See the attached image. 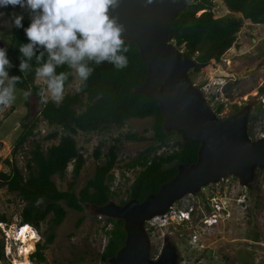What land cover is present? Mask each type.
<instances>
[{
  "label": "trees",
  "instance_id": "trees-1",
  "mask_svg": "<svg viewBox=\"0 0 264 264\" xmlns=\"http://www.w3.org/2000/svg\"><path fill=\"white\" fill-rule=\"evenodd\" d=\"M228 9L242 14L241 19L216 18L213 8V0H195L188 7L181 10L172 26V40L176 47L194 57L196 66L190 69L189 76L194 80V75L200 73L211 60L221 62L223 55L236 41V33L243 20L254 24H264V0H224ZM30 23L29 16L23 20L24 27ZM125 46L128 51L123 53L127 57V66L117 69L113 64L103 62L96 64L89 62L92 74L86 81H81L79 91L67 93L63 100L56 104L48 100L42 104L40 115L50 126H61L65 133L61 135L59 142L44 147L41 141H36L27 161V172L24 173L16 161L6 160L11 166L10 172H0L1 185L6 186L11 192H16L25 202L21 212L22 223H30L40 228L50 214H53L49 234L44 243H37L31 259L45 262L44 250L47 245L54 242L55 228L60 225L67 216L68 209L78 212L85 210V205L101 206L113 201L118 193L112 189L114 168L118 161V145L113 144L106 153L102 152L101 145L96 149V158L103 162L97 164L93 176L79 191L74 189L75 181L70 187L63 190L54 180L58 175L64 178L70 163L73 162V175L77 178L86 164V158L81 152L76 139L79 131L98 132L109 129L112 126L122 127L129 119L152 118L150 129L153 135H140L137 132H128L124 135L127 140L145 141L151 144L138 157L126 165L128 170L133 169L134 178L130 184L127 199H120L119 204H124L134 198L143 201L150 193H155L161 185L172 179L178 172L179 164L194 163L198 159L201 143L197 141H185L182 135L173 130L170 133L164 129L165 116L157 100L135 91L136 87L146 81L147 64L143 61L140 51L134 43L127 40ZM28 43V39L22 28L13 27L10 43L7 46V57L12 67L8 69L9 76H21L22 81L16 87L23 90L31 89V92L40 101L38 95L43 85L35 84V69L40 66L33 56L28 61L29 69L21 73L19 64L21 59H26L19 52L22 44ZM42 49L37 50L39 55ZM47 60L45 52L43 63ZM69 73L65 81L66 86L74 80L72 69L66 64L58 66L56 73ZM206 98L210 97L211 82L202 81L198 84ZM64 88V89H65ZM264 94V85L259 87L256 93L247 98L246 102H253L258 95ZM249 122L261 120L262 109L259 104L253 105ZM243 105H234L232 113H235ZM223 110V104L217 108V112ZM29 118V114L25 120ZM40 118L23 123V131L16 142V148H21L26 141L35 137ZM59 131L48 135V139H56ZM178 137L169 145L173 136ZM252 135V131H250ZM253 136V135H252ZM121 137L115 138L121 142ZM164 146H170V151L158 153ZM127 179V177H126ZM252 185L248 189H252ZM104 227L108 242L100 254L102 261L109 263L120 248L125 244L126 231L124 220L107 217ZM0 222H8L5 216L0 217ZM84 222L80 217L77 227ZM111 224V226H109ZM108 225V226H107ZM111 228V229H108ZM108 229V230H107ZM0 258H4L3 240L0 239Z\"/></svg>",
  "mask_w": 264,
  "mask_h": 264
},
{
  "label": "rangeland",
  "instance_id": "rangeland-1",
  "mask_svg": "<svg viewBox=\"0 0 264 264\" xmlns=\"http://www.w3.org/2000/svg\"><path fill=\"white\" fill-rule=\"evenodd\" d=\"M213 1L215 3L213 12L216 18H242V14L230 11L224 0ZM0 12L5 13V16L0 18V41L2 42L0 48L6 49L14 27L9 26L11 14L13 12L19 14L23 10L19 7L9 6L0 8ZM23 14L26 19L27 12ZM236 36V41L223 55L221 62L211 60L206 67L201 69L200 73L194 75L193 80L197 84L202 81H210L225 87L226 96L232 100V105L223 110L226 116L231 114L235 104L244 106L247 103V98L264 85V24H254L243 20ZM72 73L74 80L66 86L64 95L79 89L81 81L75 76L73 70ZM35 84L45 86L36 80ZM15 88L16 101L6 110L0 112V172L11 171V166L6 162L9 159L16 161L21 170L26 173L27 161L35 142L41 141L44 147L53 143L57 144L65 130L61 126H50L40 115L43 105L32 92L31 96L25 100L23 92L26 90L16 86ZM251 103L255 105L257 100L253 99ZM27 114H29V118L25 120ZM38 117L40 121L35 129V137L29 138L21 148H16L17 139L23 131V123L32 122ZM152 122V118H137L127 120L122 127L112 126L98 132L79 131L76 139L86 158V164L81 174L74 178L72 162L68 166L65 177L61 178L56 175L54 180L63 190L68 189L70 183L75 181L74 189L79 191L93 176L97 164L103 162V156L102 159L96 158V149L101 145L102 152L106 153L111 145L117 144L118 161L114 168L115 178L112 189L118 193L113 201L119 204L120 199H127L130 184L134 178L133 169L128 170L126 165L151 144L150 140H127L124 135L128 132H137L140 135L151 136L153 131L146 130L150 129ZM258 125H261V120L249 122L248 129L249 133L252 131L253 136L250 135L252 138H255V130ZM55 131H59V136L56 139H48V135ZM118 137H121V142L115 141V138ZM177 137V135L173 136L169 145ZM170 149V146H164L158 153L170 151ZM239 183L235 177L227 176L219 182L217 187L209 185L201 189L200 192L192 194L197 200H201L208 195V192L217 193L216 190L219 189L220 194L223 195L221 199L224 207L223 217H219L217 224L207 228L204 225L209 223L200 220L204 215L199 212V219L195 224L198 229L204 228L202 233L195 231L194 227L178 226L173 223L161 227L162 229H156L149 234L152 245L151 256L160 255L163 248V237L168 235L178 247L179 264H264V169L256 171L252 189H248V186H246L247 189H243ZM223 190L226 192H221ZM243 191L246 197L240 196ZM236 198H241V200ZM24 205L25 202L20 196L16 192L9 191L6 186H2L0 180V217H6L8 221L6 223L9 225L7 229L11 234L12 230L22 223L21 212ZM67 209V216L55 228L54 242L47 245L44 250L46 261L43 264H111L102 261L100 256L108 242V236L104 230L108 222L106 216H101L94 206L88 204L85 205L83 212ZM82 216L84 222L77 227L76 223ZM52 218L53 214H50L40 228H37L41 237L40 243L45 242L50 232ZM186 221L188 220L186 219ZM196 233L198 234L197 242L194 239ZM3 236L4 233L0 227V239L4 244ZM25 242H28L26 238ZM32 243L33 239H31V243H27V249L31 248ZM32 249L35 250L36 247L33 245ZM14 258L19 260L23 257H17L13 253L9 258L0 259L2 264H6Z\"/></svg>",
  "mask_w": 264,
  "mask_h": 264
},
{
  "label": "water",
  "instance_id": "water-1",
  "mask_svg": "<svg viewBox=\"0 0 264 264\" xmlns=\"http://www.w3.org/2000/svg\"><path fill=\"white\" fill-rule=\"evenodd\" d=\"M192 0H119L110 16L123 29L122 38L137 45L147 64L146 81L136 92L157 100L165 116L164 129L175 130L185 141L200 142L198 159L179 164L178 172L143 201L131 198L124 204L110 201L95 206L97 213L124 220L125 244L111 264H179V250L167 241L157 257L151 256V238L146 222L164 214L188 194L235 176L243 186L264 169V137L252 138L249 118L253 104L220 117L200 87L189 76L196 66L194 57L172 42V26L179 12ZM2 42L0 41V47Z\"/></svg>",
  "mask_w": 264,
  "mask_h": 264
},
{
  "label": "clouds",
  "instance_id": "clouds-1",
  "mask_svg": "<svg viewBox=\"0 0 264 264\" xmlns=\"http://www.w3.org/2000/svg\"><path fill=\"white\" fill-rule=\"evenodd\" d=\"M118 4L119 0H0V8L11 6L23 10L19 14H11L9 26L22 28L28 39V43L19 47V52L26 58L20 60L21 73L29 69L28 61L33 56L40 64L35 69V79L45 85L38 93L41 104H47L49 98L59 104L64 98L65 81L69 73L57 74L58 66L66 64L80 81H86L92 74L89 62H108L117 69L127 66V57L123 53L128 48L122 38L123 29L110 16V9H115ZM24 12L30 19L27 27L23 24ZM4 16L5 13L0 12V18ZM40 49L42 51L36 55ZM45 52L47 60L40 63ZM11 67L7 50L0 48V112L16 101L15 86L22 81L21 76H9L8 69ZM23 96L27 100L31 96V89L24 91ZM201 204L200 200L194 201V206ZM25 224L36 228L30 223Z\"/></svg>",
  "mask_w": 264,
  "mask_h": 264
},
{
  "label": "built area",
  "instance_id": "built-area-1",
  "mask_svg": "<svg viewBox=\"0 0 264 264\" xmlns=\"http://www.w3.org/2000/svg\"><path fill=\"white\" fill-rule=\"evenodd\" d=\"M173 42V40H172ZM225 87L220 86L219 84H212L211 90H210V97L208 98L210 100V103L212 104L213 109L217 112V108L223 104V110L227 109L230 105H232V100L226 96L225 94ZM257 103L262 108V118H261V125H258V128H256V135L255 138L264 137V94H260L257 97ZM237 105V104H235ZM223 110L221 112H217L220 117H225V113H223ZM215 185L217 187L219 185V182ZM239 185L243 189H247L246 186H243L239 183ZM219 188V187H218ZM217 193H210L208 192V195L205 196V198H202L200 201L202 202L201 205L198 207L194 206V201L196 202V198L193 197L192 194H188L187 196L183 197L179 201H176L173 205L170 206L167 212L161 215H157L146 222V229L147 232L150 234L156 229L161 227H166V225H170L171 223L175 225H188L189 227H194L195 231H198L199 233H202L204 228L198 229L196 226V220L199 219V212H202L204 215L203 218H200V220L207 221L209 224L204 225L205 227L209 228L213 226L214 224H217L219 222V217H223V202L222 197L223 195L220 194L219 189L216 190ZM223 193L226 192V190L221 191ZM240 196H245V193L243 191V194ZM241 200V198H236ZM101 216H103L101 214ZM187 219L188 221H186ZM6 222H0V227L3 230L4 236V244H3V252L5 257L9 258L10 255H16L17 257H23L22 259L17 260L14 258L11 260V262H7L6 264H43L38 261H34L31 259V254L34 249L29 250V254H25L27 251V243H31V239H33L34 246H36L37 241L39 240L40 236H38L39 232L36 228L29 225H17L14 230L9 232L7 227L9 226L5 224ZM206 223V222H205ZM111 225V224H110ZM13 229V228H12ZM198 229V230H197ZM22 235H28L27 241L25 242L24 239H20ZM193 237V236H192ZM198 234H194V239L197 242ZM199 243V242H198ZM202 247V244H201ZM10 260V259H9ZM0 264L1 259H0Z\"/></svg>",
  "mask_w": 264,
  "mask_h": 264
},
{
  "label": "bare ground",
  "instance_id": "bare-ground-1",
  "mask_svg": "<svg viewBox=\"0 0 264 264\" xmlns=\"http://www.w3.org/2000/svg\"><path fill=\"white\" fill-rule=\"evenodd\" d=\"M192 78V77H191ZM209 100V99H208ZM210 101V100H209ZM262 109V108H261ZM237 112V111H236ZM129 180V179H128ZM249 187V186H248ZM187 196V195H186ZM179 201V200H178ZM126 203V202H125ZM99 206V205H98ZM108 216H106V218H107ZM186 220V219H185ZM104 221V220H103ZM104 224V223H103ZM108 226V225H107ZM149 234V233H148ZM23 236V237H22ZM21 236V239H24V241H25V235H22ZM150 236V235H149ZM172 241V240H171ZM33 245H34V242L32 243V245H31V248L30 247H28V249H27V251H26V254H29V250H31L32 248H33ZM110 261V260H109Z\"/></svg>",
  "mask_w": 264,
  "mask_h": 264
},
{
  "label": "flooded vegetation",
  "instance_id": "flooded-vegetation-1",
  "mask_svg": "<svg viewBox=\"0 0 264 264\" xmlns=\"http://www.w3.org/2000/svg\"><path fill=\"white\" fill-rule=\"evenodd\" d=\"M258 170V169H257ZM234 177V176H233ZM236 178V177H235ZM237 179V178H236ZM206 223H208V222H206ZM167 241H171V239H170V237L168 236V235H164V237H163V246L165 245V243L167 242Z\"/></svg>",
  "mask_w": 264,
  "mask_h": 264
}]
</instances>
